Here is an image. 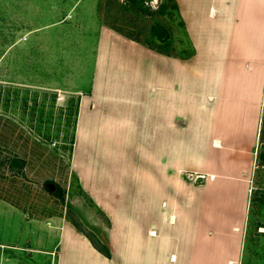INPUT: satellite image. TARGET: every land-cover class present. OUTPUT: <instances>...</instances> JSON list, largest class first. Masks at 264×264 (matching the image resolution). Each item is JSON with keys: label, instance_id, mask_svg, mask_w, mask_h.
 <instances>
[{"label": "crops", "instance_id": "crops-1", "mask_svg": "<svg viewBox=\"0 0 264 264\" xmlns=\"http://www.w3.org/2000/svg\"><path fill=\"white\" fill-rule=\"evenodd\" d=\"M176 1L194 45L188 58L106 23L97 29L73 167L111 220L112 256L68 222L48 251L55 264H235L239 256L264 103V0Z\"/></svg>", "mask_w": 264, "mask_h": 264}, {"label": "rangeland", "instance_id": "rangeland-1", "mask_svg": "<svg viewBox=\"0 0 264 264\" xmlns=\"http://www.w3.org/2000/svg\"><path fill=\"white\" fill-rule=\"evenodd\" d=\"M101 23L176 57L192 51L174 0L141 7L131 0H0V264H55L48 251L68 222L101 247L109 239L111 220L73 167L79 102L90 88ZM263 124L264 103L235 264H264Z\"/></svg>", "mask_w": 264, "mask_h": 264}, {"label": "trees", "instance_id": "trees-1", "mask_svg": "<svg viewBox=\"0 0 264 264\" xmlns=\"http://www.w3.org/2000/svg\"><path fill=\"white\" fill-rule=\"evenodd\" d=\"M132 1V3H133V5L134 6H137V7H141V3L144 1V0H131ZM175 1V8H176V10H177V12H178V14H179V6H178V3H177V1L176 0H174ZM179 16H180V18H181V15L179 14ZM181 22H182V24L184 25V22H183V20H182V18H181ZM114 27V26H113ZM115 28V27H114ZM117 29V28H116ZM117 30H119L120 32H122V33H124V34H126L127 36H130V37H133V38H135L134 36H132V35H130V34H127V33H125L124 31H122V30H120V29H117ZM137 39V38H136ZM137 40H139V39H137ZM190 40V39H189ZM190 42H191V40H190ZM145 44H147L149 47H151V48H153V49H155V50H157V51H159V52H162V53H165V54H169V55H173L171 52H169V51H166V50H162V49H159V48H157V47H155V46H153V45H151V44H149V43H146V42H144ZM191 47H192V51L189 53V54H187V55H180V57H182V58H188V57H190V56H192L193 55V53H194V45H193V43L191 42ZM174 56H176V55H174ZM261 139H262V141L264 142V124H263V126H262V131H261ZM99 208V207H98ZM74 225H76L83 233H85L76 223H74ZM87 236H88V238L91 240V242L93 243V245L101 252V253H103L104 255H106V256H108V257H111L112 256V252H111V248H110V245H109V239H108V236H106V242H105V246L104 247H101L100 245H98L87 233H85Z\"/></svg>", "mask_w": 264, "mask_h": 264}, {"label": "bare ground", "instance_id": "bare-ground-1", "mask_svg": "<svg viewBox=\"0 0 264 264\" xmlns=\"http://www.w3.org/2000/svg\"><path fill=\"white\" fill-rule=\"evenodd\" d=\"M218 143V142H217Z\"/></svg>", "mask_w": 264, "mask_h": 264}]
</instances>
